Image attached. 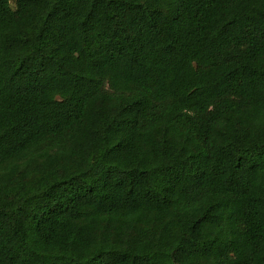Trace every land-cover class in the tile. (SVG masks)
Masks as SVG:
<instances>
[{"label": "trees", "instance_id": "16d2710c", "mask_svg": "<svg viewBox=\"0 0 264 264\" xmlns=\"http://www.w3.org/2000/svg\"><path fill=\"white\" fill-rule=\"evenodd\" d=\"M264 264V0H0V264Z\"/></svg>", "mask_w": 264, "mask_h": 264}, {"label": "rangeland", "instance_id": "374dc122", "mask_svg": "<svg viewBox=\"0 0 264 264\" xmlns=\"http://www.w3.org/2000/svg\"><path fill=\"white\" fill-rule=\"evenodd\" d=\"M189 249V244L184 243L179 245L172 255L174 264H189L186 260V252Z\"/></svg>", "mask_w": 264, "mask_h": 264}]
</instances>
